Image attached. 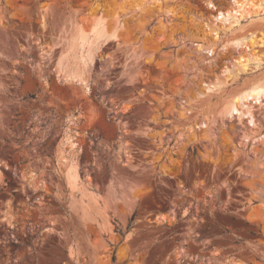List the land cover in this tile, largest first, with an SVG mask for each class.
<instances>
[{
    "label": "rangeland",
    "instance_id": "374dc122",
    "mask_svg": "<svg viewBox=\"0 0 264 264\" xmlns=\"http://www.w3.org/2000/svg\"><path fill=\"white\" fill-rule=\"evenodd\" d=\"M252 1L0 0V264H264Z\"/></svg>",
    "mask_w": 264,
    "mask_h": 264
},
{
    "label": "bare ground",
    "instance_id": "6f19581e",
    "mask_svg": "<svg viewBox=\"0 0 264 264\" xmlns=\"http://www.w3.org/2000/svg\"><path fill=\"white\" fill-rule=\"evenodd\" d=\"M246 0H244L243 2H239V0H233V2H234V4L235 5H238V9L239 10H236L237 8H235V9H233L232 8V10H234V12H238L239 11V14H240V10H241V8L245 5V3H247V2H249V4H253V1L251 0V1H246ZM245 2V3H244ZM233 4V3H232ZM213 6V5H212ZM253 6H254V4H253ZM232 10H225V11H223V10H217L218 11V14L216 15V17H215V19H216V21L217 20H221L222 21V19H225V18H227L228 19V17H226V16H229V15H231V13H232ZM243 10V9H242ZM247 11V10H246ZM245 12V11H244ZM249 12V11H248ZM235 14V13H234ZM242 14H244V13H242ZM241 15V14H240ZM230 17V16H229ZM232 17H233V15H232ZM234 18H235V16H234ZM236 19V18H235ZM215 21V22H216ZM226 22H224V24H225ZM230 23V22H229ZM215 24V23H214ZM223 24V25H224ZM216 25V24H215ZM209 29V28H208ZM212 30V29H211ZM213 31V30H212ZM211 32V31H210ZM217 31H214V34H215V37H217L216 35H217ZM82 37H81V39L82 40H84L85 39V36H83V35H81ZM217 39V38H216ZM235 41V40H234ZM251 41V44L254 46V41L255 40H253V39H251L250 40ZM237 43V42H236ZM261 45H262V43H260ZM259 44V45H260ZM257 45V44H256ZM246 46H248V45H246ZM250 50H252L251 49V47H248ZM256 51V50H255ZM254 51V52H255ZM254 57V56H253ZM256 57V56H255ZM254 57V58H255ZM256 59H257V61H259L260 62V59L258 58V57H256ZM259 59V60H258ZM242 60H245V61H249L247 58H246V56H240V59L238 60L239 61V63H240V61L242 62ZM252 60V59H251ZM246 64L247 63H240V66L242 65L243 67H245L246 66ZM248 65V64H247ZM240 96H242V98L244 97V98H249V97H251V98H254V99H257V100H255L256 102L258 101V99L260 98V97H262V98H264V78H259V79H256V80H254V81H252L251 83H250V85H249V87H248V89H246L245 91H243L242 93H241V95ZM240 98V97H239ZM250 98V99H251ZM261 99V98H260ZM236 102H239V99H236ZM236 104V103H235ZM233 109H235V105L232 103V105H230L229 106V110H233ZM72 177L75 179L76 178V175L74 176V175H72Z\"/></svg>",
    "mask_w": 264,
    "mask_h": 264
},
{
    "label": "trees",
    "instance_id": "16d2710c",
    "mask_svg": "<svg viewBox=\"0 0 264 264\" xmlns=\"http://www.w3.org/2000/svg\"><path fill=\"white\" fill-rule=\"evenodd\" d=\"M130 226V224L128 225V227Z\"/></svg>",
    "mask_w": 264,
    "mask_h": 264
}]
</instances>
